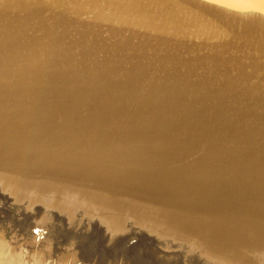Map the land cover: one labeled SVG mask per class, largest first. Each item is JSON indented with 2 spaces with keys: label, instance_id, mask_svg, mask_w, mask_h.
<instances>
[{
  "label": "bare ground",
  "instance_id": "obj_1",
  "mask_svg": "<svg viewBox=\"0 0 264 264\" xmlns=\"http://www.w3.org/2000/svg\"><path fill=\"white\" fill-rule=\"evenodd\" d=\"M58 1L48 2L28 45L14 19L0 14V102L12 103L0 111V264H182L159 248L189 240L210 264H249L242 249L264 247V178L247 176L246 151L231 138L206 123L196 131L195 114L162 121L169 100L149 83L165 73L157 56L181 47L187 34V46L221 64L199 68L208 83L200 92L213 96L218 83L227 96L242 91L263 103L264 39L251 49L239 23L234 38L228 30L213 43L210 33L229 19L187 25L182 17L195 9L164 15L169 3L161 0H74V11L69 0ZM242 5L224 0L222 8L241 17ZM7 31L11 42L2 41ZM244 55L255 56L247 63ZM140 65L149 75L140 76ZM128 99L139 104L134 126L119 135L103 129L115 103ZM125 209L134 213L135 232ZM75 218L101 240L96 247L73 236ZM51 225L54 234L44 233ZM67 239L74 249L57 256Z\"/></svg>",
  "mask_w": 264,
  "mask_h": 264
},
{
  "label": "rangeland",
  "instance_id": "obj_2",
  "mask_svg": "<svg viewBox=\"0 0 264 264\" xmlns=\"http://www.w3.org/2000/svg\"><path fill=\"white\" fill-rule=\"evenodd\" d=\"M49 1L54 2V0H3V2L0 3V14L9 15L14 19L15 24L17 28L20 30V34L22 35L23 42L28 45L31 41L32 26L34 24H37L42 18L48 16L47 8ZM55 1L59 2L58 0ZM69 1L72 2L69 3L73 7L72 10L73 9L77 10L78 5L74 3V0H69ZM127 1H128L127 3L130 4H134L135 2V0H127ZM237 1L238 2L240 1V3L243 4L242 6L244 7L243 9L244 12L241 17L239 16L240 18L238 17V14L236 12L224 10L222 8V3H224V0H161L160 2H162L163 4L165 5L168 3L169 4L166 5V8L168 6L167 11L166 8L163 7V5H162L163 8L160 9H163V12L165 10L166 13L164 15L174 14V11L176 13H178V11L184 13L190 9H195L196 11L194 12L196 13L195 15L192 16L191 19L187 15L182 17V22L187 25L196 24V22L198 23L200 22L198 25L200 24L203 25L206 24L207 21L211 19V17L213 19L215 18V16L217 18L222 16L225 17L226 19H229L227 21L225 20V24H227L226 22H228L227 25L218 24L219 26L218 31H220L217 33L218 35L215 32L210 33L212 34L211 40L216 39L214 42H217L218 39H220V37L222 38L223 35L228 33V30L231 31L228 33V35L226 34L225 37L229 36V34H231L230 36L233 37V35L236 34L234 33L237 31L236 29L237 28L239 29L240 26L239 23H242L243 27L245 26V31L247 29V33L245 32V34L248 35L246 36L247 38L246 41L248 42L250 48L251 49L253 48L254 50V46L258 48L259 45L258 40L261 39L260 40L261 43V41L264 39L263 38L264 0H237ZM155 2L156 1L153 0L152 3ZM113 3L115 2L114 1L111 2V5ZM66 9L67 8H64L65 11ZM112 9L113 8L111 7V12H113ZM115 10L117 14L118 10L117 9ZM111 14H115V13L113 12L110 13V15ZM164 18L162 15V19ZM212 19L210 20L211 22H213ZM154 20L152 21L153 23ZM155 21L160 22L161 21L160 17H158V20ZM234 21H236L237 23L235 24ZM157 22L154 23V25H158L159 23ZM230 26L231 28H229ZM241 26L240 28H243ZM223 28L224 29L226 28V30H223ZM225 31L227 32L223 34L222 32ZM260 33L262 37L259 35ZM213 35L214 38L216 36L217 37L214 39ZM235 36L236 35H234V37ZM120 37H122L123 39L125 38L126 40L129 39L126 33H122ZM182 38L184 44L181 47H178L177 49L171 51L170 53H166L164 55L166 56V58H163L164 56L161 58L157 56L156 63L160 67V69L161 68L165 69V73L162 75H156L155 77L152 78L151 82L149 83L150 87H152L155 91H157V93L161 91L163 95H165L166 98L169 100V107H167V109L164 111L165 115L162 117V121L171 122L170 118H171V114L173 113L177 114L173 116V118H178L184 114H189V113L195 114L196 124L194 127L196 131H198L201 128V126L204 123H206L209 125V128H212L214 130L215 133L221 134V136H226L227 139L231 138L233 147L239 150L246 151L244 155V160L249 163L247 176L264 178V101H262L263 103H261L260 101H256L255 99L244 95L242 91L238 92L240 94L234 92V93H229V95L227 96L225 90H221V91L218 90V83L216 85L212 84L210 86L211 89L215 88V95L211 96L209 92H200L199 88L204 85L206 86L208 83L204 79L203 75L200 73L199 68L211 67V65L215 66L221 64L219 63L217 58L210 59L209 56L204 55L205 52L203 53V51H199V49L197 50V52H194V50H192L189 47V45L187 46V42H186V39L188 38L187 34H183ZM12 40H13V34L11 31H7L3 34L2 41L11 42ZM217 44H220V42ZM218 46L221 47L220 45ZM27 52L28 51H22L21 54ZM200 53L201 55H199ZM247 54H251V53H247ZM239 56H235V54L233 55L234 62L240 60L241 55L239 54ZM254 56L255 55H249V56L244 55L246 59V61L245 60L244 61L250 63V61L253 60ZM190 57L192 58L190 59L191 61L189 60ZM156 63L154 62V64ZM34 65H35L36 73H39V66L37 65V62L35 60H34ZM140 66L144 73L141 74L140 76L149 75L148 65H140ZM236 72L237 71H235L234 74ZM53 73L54 72H52L48 67L46 74L47 77L52 76ZM132 76L135 79V65L133 67ZM137 102H138L137 99L134 100L128 99L124 102L117 101L110 110V113L108 115V120L103 123V129L105 130L110 129L113 134L117 132V135H119L123 133L126 130V128L128 129L131 126H134L135 122L138 119V113H139L138 110L139 104ZM128 103L129 106L128 109H126V104ZM20 104H22L21 101ZM11 105L12 103L8 104V103L0 102V111L6 110ZM199 114L203 115L202 120L199 118ZM57 121L58 124H60L62 122V118L58 117ZM247 148H252V149L246 150ZM70 209L71 208L69 207L68 210ZM133 214H134L133 212L126 209L122 213L123 220H125L126 223H129L128 226H131L130 218H132ZM95 216L96 214H94V217ZM90 222L95 224L96 220ZM71 224L73 228L72 234L73 236H75V238H79L81 241L86 239L88 240V243L94 247H96V245L99 242H101V240H99L98 242V240L95 241L90 239L93 238L91 233L93 234L95 233L85 232V229L87 228L86 227L87 223H83V224L80 223L79 218L72 219ZM49 227L44 229L43 232L44 233L47 232V234L53 235L58 226L51 225ZM95 227H97L98 229L101 228V224L99 221L97 222ZM134 227L135 226L133 225L131 230L135 232ZM5 230L8 231L10 230L9 224L5 226ZM137 232L139 231H137L136 229V233ZM133 240H131V242H128L127 245H130L131 243L133 244V242L135 241ZM70 243L71 244L73 243L72 240H70L67 244L65 241L64 244L61 245L62 247L58 249L59 251L56 253V255L58 256L62 252H67L69 246H71L70 249H74V245H70ZM52 244H55L53 238L49 239L47 241V244L44 245L45 251L48 250L49 246L52 247ZM171 244H173L174 247ZM182 244L184 245V248L171 242L165 247L160 246L159 249L165 254L169 253L171 257L175 256L177 261H179L182 264H187L188 262H189L188 264H199V263L210 264V261L206 259L204 260L203 258L201 259V257H203V254H201L202 253L201 247H198L193 240H189L187 243L183 242ZM35 246L38 245L35 244ZM246 247L247 248L242 249L241 252H243V255H245L249 259V264H264V247H254L252 244H247ZM193 254H195L196 256ZM57 256L52 257V260L58 262V260L60 259ZM68 259L70 260V258ZM49 262L50 259L49 261L48 260L46 261L47 264Z\"/></svg>",
  "mask_w": 264,
  "mask_h": 264
}]
</instances>
